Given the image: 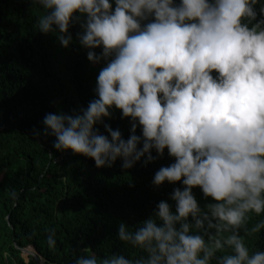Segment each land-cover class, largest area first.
I'll return each instance as SVG.
<instances>
[{
  "label": "clouds",
  "instance_id": "obj_1",
  "mask_svg": "<svg viewBox=\"0 0 264 264\" xmlns=\"http://www.w3.org/2000/svg\"><path fill=\"white\" fill-rule=\"evenodd\" d=\"M30 4L43 10L35 31L65 49L78 43L101 65L87 106L47 112L32 136L54 137L57 152L97 168L117 160L124 170L146 167L167 150L173 162L151 184H180L146 219L118 223L117 239L141 250L138 258L100 257L85 246L74 264H264V250L245 242L264 230V218L247 227L264 215V0ZM116 110L130 118L126 139L107 122ZM196 188L211 198L203 206Z\"/></svg>",
  "mask_w": 264,
  "mask_h": 264
},
{
  "label": "trees",
  "instance_id": "obj_2",
  "mask_svg": "<svg viewBox=\"0 0 264 264\" xmlns=\"http://www.w3.org/2000/svg\"><path fill=\"white\" fill-rule=\"evenodd\" d=\"M41 14L30 0H0V264H74L85 246L100 257L122 252L138 258L141 250L117 239V225L146 219L180 186L151 184L173 158L165 150L163 159L146 167L138 162L124 170L117 160L97 168L91 158L57 152L54 137L32 136L47 112L86 107L101 67L87 60L78 43L65 49L54 35L35 31ZM71 31L75 40L79 25ZM129 120L116 110L107 122L126 139ZM194 194L201 206L211 200L199 188ZM262 218L253 215L247 227ZM53 230L56 244L50 247ZM245 242L250 251L264 250V230Z\"/></svg>",
  "mask_w": 264,
  "mask_h": 264
}]
</instances>
